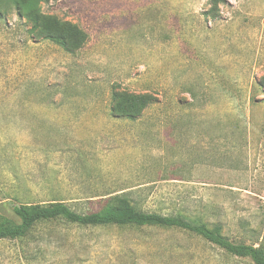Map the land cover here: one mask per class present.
<instances>
[{
	"label": "rangeland",
	"instance_id": "obj_1",
	"mask_svg": "<svg viewBox=\"0 0 264 264\" xmlns=\"http://www.w3.org/2000/svg\"><path fill=\"white\" fill-rule=\"evenodd\" d=\"M38 2L0 0V223L124 201L264 250V0ZM0 264L252 263L179 228L55 219L0 240Z\"/></svg>",
	"mask_w": 264,
	"mask_h": 264
},
{
	"label": "trees",
	"instance_id": "obj_2",
	"mask_svg": "<svg viewBox=\"0 0 264 264\" xmlns=\"http://www.w3.org/2000/svg\"><path fill=\"white\" fill-rule=\"evenodd\" d=\"M6 1L20 8L30 19L38 14V0H27L26 4L22 0ZM128 117L131 118L132 115H128ZM12 211L18 223H0V240L22 238L35 224L55 219H62L83 227H124L128 225L174 227L200 236L206 242L233 257L248 259L252 264H264V250L260 247L233 243L222 236L217 228H207L205 225L187 220L181 215L163 216L157 213L142 212L127 205L124 201L119 207H109L86 215L74 212L61 202L50 203L47 206L21 204L14 206Z\"/></svg>",
	"mask_w": 264,
	"mask_h": 264
}]
</instances>
